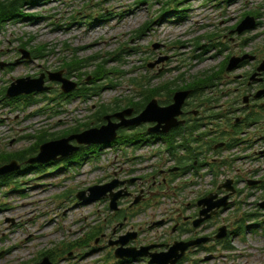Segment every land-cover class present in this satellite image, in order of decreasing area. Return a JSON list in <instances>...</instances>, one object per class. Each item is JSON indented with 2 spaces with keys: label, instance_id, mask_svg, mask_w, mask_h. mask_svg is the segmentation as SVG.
<instances>
[{
  "label": "rangeland",
  "instance_id": "obj_1",
  "mask_svg": "<svg viewBox=\"0 0 264 264\" xmlns=\"http://www.w3.org/2000/svg\"><path fill=\"white\" fill-rule=\"evenodd\" d=\"M245 12L257 15L255 28L241 35H229L233 39L225 38ZM24 13L27 16L8 21L0 28V91L16 78L58 70L77 82V89L89 87L95 61L68 76L64 64L75 54L79 58L105 59L106 69L112 72L93 93L58 97L60 83L48 81L50 89L33 94L32 104L22 100L8 104V97H0V153L33 147L36 138L29 135H36L39 129L61 133L84 123L99 105L110 104L114 99L125 103V98L132 97L135 102L140 101V81L149 79L151 86H157L180 74L190 81L206 72L218 71L231 54L250 53L258 62H264V0H39L36 5L27 6ZM147 22L150 25L139 32ZM44 45L43 56L20 59L19 49L38 50ZM254 63L250 61L220 73L217 86L204 93V97L213 99L205 107L222 112L231 106H243L242 95L254 85L248 87L240 75ZM46 97L54 100H44ZM155 98L160 105L170 102L166 96ZM193 101L195 97L189 100ZM189 109L198 110L197 114L204 112L196 106ZM258 112H262L260 120L239 135L251 141L249 149H241L242 143L223 148L219 155L206 151L204 161L214 162L213 171L212 166L199 168L197 174L191 170L190 175L180 174L168 185L159 183L162 176L156 177V185L139 206L140 213H136L138 206L130 208L131 202L122 200L120 211L127 214L125 220L112 222L108 201L81 204L75 194L114 177L143 176L145 185H150V173L157 166L171 165L165 154L157 153L151 159L146 157L145 145L140 149L118 145L102 149L97 159L76 162L66 158L57 164H46L43 172L36 168L20 172L14 178L18 183L0 185V264H32L48 250L57 253L53 264H115L113 247L108 241L132 226L154 231L159 240L172 243L193 235L213 236L221 225L227 227L230 249L223 248V239L219 240L221 243L211 239L204 247L189 248L181 264H264V208L259 206L264 200V110ZM90 125L96 126L94 122ZM220 125L230 131L225 122ZM201 127L204 131L213 126ZM233 154L243 156L234 159ZM17 162L21 167L25 165ZM226 178L236 181L238 192L232 196V204L203 228L191 233L172 231L174 222L167 220L157 231L147 229L151 219L167 217L172 205L174 212L180 208L184 215H193L194 196L204 189H214L215 183L218 185ZM249 179L260 182L248 185ZM133 190L139 194L137 185ZM156 199L158 205L154 203ZM120 222L123 224L119 227ZM239 225L249 226L243 233H236ZM96 229L101 232L87 240V234ZM150 235L154 234L146 236ZM122 264H146V259Z\"/></svg>",
  "mask_w": 264,
  "mask_h": 264
},
{
  "label": "water",
  "instance_id": "obj_2",
  "mask_svg": "<svg viewBox=\"0 0 264 264\" xmlns=\"http://www.w3.org/2000/svg\"><path fill=\"white\" fill-rule=\"evenodd\" d=\"M255 26V18L251 15L245 16L235 27L232 32L241 34L246 30H250ZM156 48L157 44H153ZM22 53L20 59H31L29 51L19 49ZM253 55L243 54L241 56H231L229 58L227 71L235 69L242 61L247 59H253ZM156 60L153 63L148 64L149 67H153L154 64L160 62ZM264 70V64L257 67L255 74ZM46 77L50 81L60 83L62 92L68 93L77 87V83L68 79L63 75V71L49 72L47 74L40 73L38 77H20L13 80L6 89L7 97H16L21 94H31L47 91L50 89L49 85L45 84ZM191 90L179 89L172 95V102L167 105H160L156 98L149 100L144 108L135 115L132 107H126L113 113L105 114L103 119L105 120L99 126H92L86 128L80 132L71 133L67 136L51 139L43 142L39 146V151L36 155L26 160L27 164H44L50 161H55L61 158L71 156L75 151L80 148V145H106L115 140L119 128L138 126L143 123H153V125L147 128L148 133H167L171 128L183 123L184 120L179 119V116L183 114L182 107L190 95ZM264 94V89L257 92L256 97ZM73 141L76 144H73ZM223 143L216 145L221 146ZM21 165L17 161L12 160L9 163L0 166V175L14 172L19 170ZM175 167L170 170H176ZM136 178H130L127 180H119L114 178L103 184H94L89 186L86 190H80L76 193V198L83 204H89L99 199H109V208L113 211L118 209V200L121 197L128 196L130 193L127 191V184H132L136 181ZM258 181H249V184H256ZM123 186V188L116 190L117 187ZM223 188L227 193L221 197H218L217 193H209L203 198L197 201V205L200 207L198 218L193 220V226L197 227L203 221L209 219L213 215L217 214L221 208H226L230 201L229 197L235 192L233 181L231 179L226 180L218 186V189ZM141 195L135 197L133 203H137L140 200ZM264 208V201L259 203ZM160 223V222H159ZM227 235V227L225 225L220 226L217 229V233L214 235L215 239H222ZM136 232H127L124 235H120L117 239L111 240L109 245L115 246L114 255L117 259H137L139 257H149L148 264H176L181 259L189 247L197 246L201 243H205L210 240L208 236L197 237L187 241H174L172 244L167 245L166 250L157 251L155 248L162 245L150 244L137 248L135 246H127L130 240L134 239ZM33 264H53L49 257L44 256L41 261Z\"/></svg>",
  "mask_w": 264,
  "mask_h": 264
},
{
  "label": "trees",
  "instance_id": "obj_3",
  "mask_svg": "<svg viewBox=\"0 0 264 264\" xmlns=\"http://www.w3.org/2000/svg\"><path fill=\"white\" fill-rule=\"evenodd\" d=\"M39 0H0V28L5 25L8 21H13L18 19L19 17H25L27 16L24 13V9L27 6L36 5ZM249 12H245L243 15L247 14ZM252 13V12H251ZM150 25V22H147L144 27L139 29L138 31L141 32L143 28ZM208 37H212V35H208ZM212 46H217V44L212 43ZM39 49H31L33 58L41 57L44 55V50L46 48V45H44L42 48L39 46ZM95 57H88V58H79L76 54L72 56V58L67 61L64 65L67 67L68 76H70L74 72H81V69L88 65V63H92L95 61V68L90 73L92 76L91 79V86L89 87H80L75 92L70 94H64L62 92L59 93L58 97H64L69 96L73 94H87L89 92L93 93L96 92V90L100 87V82H103L104 80H107L108 74L112 71H108L105 66V59L97 60L94 59ZM97 60V61H96ZM225 69V63L221 65L220 69L218 71H211L206 72L203 75H198L190 81H186L183 77L184 74H180L175 78L173 81H167L163 84L157 85V86H151V83L149 79L140 81L137 83L138 87L140 88V96L141 100L135 102L132 97L125 98L126 102L123 103L120 99H114L112 103L110 104H101L97 108V110L91 115L92 117L89 118V120L85 121L84 123L78 124L75 127H71L61 133H48L47 130L39 129L36 135H29L30 137H35L36 142L33 147L16 150L13 152H1L0 153V165L5 162H10L13 159H16L20 162H24L29 156L34 155L38 151L39 145L49 139L57 138L63 135H68L73 132H78L84 128L90 127L91 123L94 122L95 125H100L103 122V115L109 112H113L116 110H119L126 106H132L134 108L135 113H138L145 104L152 98L156 96H166L168 97V100L171 101L172 93L177 89H183V88H190L192 89V97L196 98V101H193L192 106L200 107L204 112L202 114L200 113L198 116L191 115L190 118L184 123L180 124L179 126L172 128L167 133H161L156 135H149L145 132L143 129L134 128L131 127L130 129H121L119 130V135L117 136L116 140L113 142V144H133L137 145L138 143H142L146 140L151 139H162L167 143V151L171 156L175 157L176 163L180 166V171L178 172H172L170 174L171 178L176 177L177 174L183 173L187 170H189L192 167H195L194 162L198 161V156L200 154V149H204L205 151L214 150L213 146L218 142L220 138H226L227 145L232 146L237 141H239L238 137L236 135L240 133L242 128L244 126H250L253 123H256L260 120L261 116H255V117H246L242 123H235L231 121L230 127L233 128L232 132H226L225 130H222L220 123H215L214 126L219 129V132L214 135L213 137L209 138V135L211 133V129H207L204 131H201V126L205 124L206 121L210 122H217L218 119L221 117L220 112H216L212 106H206L207 103H210L211 100H213L210 97H204V93L207 88H211L213 86H216L218 84V78L220 77V73H222ZM111 80V79H109ZM179 81H186L185 84L179 85ZM5 87L0 91V97L3 99H7L5 96ZM34 95H22L16 98H9L7 101L8 104L24 101L26 104H32L35 102V99L33 98ZM45 96V95H44ZM54 100V98H44V100ZM206 120V121H205ZM243 123L245 124L243 126ZM131 132V133H128ZM206 138V139H205ZM100 146L97 145H91L87 147H82L78 152H76L70 159L76 160V161H83L88 157H94V155L97 153L96 151L99 149ZM181 148L185 149L184 154H180L179 151ZM216 151V150H214ZM218 151V150H217ZM58 162H55L54 164H57ZM201 162L198 161V165ZM46 165H35L33 168H36L38 171L43 172L44 167ZM25 167V166H24ZM29 167V166H27ZM31 167V166H30ZM24 171V169H22ZM22 171L18 172H12L5 175H0V185L9 184L10 182H15V176L19 174ZM124 215V214H123ZM122 214H119V212L113 214V221L119 220L123 217ZM253 216V214H250ZM247 228L245 225H239L237 227V232H242ZM99 229L93 230L90 233L87 234V240L94 239L97 234H99ZM83 242H86L83 241ZM220 241H218L219 243ZM223 243V248L229 249L231 246L229 244L230 239L225 238L221 241ZM220 242V243H221ZM69 249H72L71 244H67ZM204 247L203 245L200 246ZM45 255L50 256L51 259L55 260L56 252L52 250L45 251ZM184 258H187L185 256ZM183 258V259H184ZM182 260L180 261V263Z\"/></svg>",
  "mask_w": 264,
  "mask_h": 264
},
{
  "label": "flooded vegetation",
  "instance_id": "obj_4",
  "mask_svg": "<svg viewBox=\"0 0 264 264\" xmlns=\"http://www.w3.org/2000/svg\"><path fill=\"white\" fill-rule=\"evenodd\" d=\"M232 28L233 27H231L230 30H232ZM229 35L230 34L224 35V37L225 38H229V39H233V37H231ZM252 61L255 62V63L253 64L251 69L249 71H247L246 73L240 75V78L244 76V79L246 80L248 87L249 86L251 87V86L254 85L251 88L250 92L247 91L248 93H244V95H242V99L244 98V100L246 102L241 107H237L236 108V107H232L231 106V107H228L225 111H222L223 112V117H224L222 119V121L225 122V124H227L229 126V129H230V131L225 130L226 132H232L233 131V128L230 127L229 122H228V120L231 117V113H228L229 109H231L232 111H235L237 114H239V117H237L235 119V121H234L236 123H241L246 117H255L256 115L260 116L262 114V112H258V111H260V109L264 110V96L256 97L257 91L259 89H263L264 88V71H261V72L255 74L256 69H257L258 65L260 64V62L257 61L256 57ZM243 65H244V63L242 64V66ZM183 111H184V113L180 117V119H184L185 121H187L189 119V114H190L189 112L191 111L188 108V104H185V106L183 107ZM167 176H168V173L164 172V173H160L159 176H157V177H161L162 182H166ZM155 179L156 178L153 179L154 182H152V184L147 185V186L145 185V183L143 181H141V182H139V184H137V186L139 185V192L141 190H144V194H143V197L140 200V202H138L136 206L135 205H130V208L134 207L133 209H135L139 204H141V202H143L145 200V198L147 196L146 193H149L150 190L153 188V186L156 185ZM162 182H159V183L161 184ZM119 214H123V212L119 210ZM194 218H195V216L193 217L190 214L183 215L182 213H177L176 215H174V213H170V214H168V217L166 219H172L171 221H174V224H173V227H172L173 231H180L183 228H185V229L189 228L188 225L192 224V221H193ZM123 219L124 220L127 219V215L126 214L123 215ZM186 224H188L187 227H185ZM131 229L133 231L137 232V236L135 238V242L136 241L137 242L140 241V237H139L140 236V234H139L140 230H139V228L135 229L132 226Z\"/></svg>",
  "mask_w": 264,
  "mask_h": 264
},
{
  "label": "built area",
  "instance_id": "obj_5",
  "mask_svg": "<svg viewBox=\"0 0 264 264\" xmlns=\"http://www.w3.org/2000/svg\"><path fill=\"white\" fill-rule=\"evenodd\" d=\"M155 144L156 145H154V144H147V145H145L144 149L146 150V154H149L150 152L158 149L159 143H155Z\"/></svg>",
  "mask_w": 264,
  "mask_h": 264
}]
</instances>
